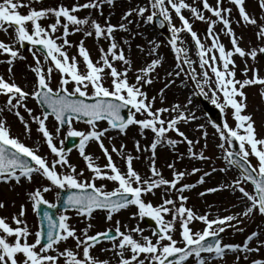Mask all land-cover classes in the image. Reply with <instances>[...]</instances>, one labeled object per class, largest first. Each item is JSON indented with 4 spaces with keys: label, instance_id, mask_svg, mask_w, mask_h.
<instances>
[{
    "label": "snow or ice",
    "instance_id": "1",
    "mask_svg": "<svg viewBox=\"0 0 264 264\" xmlns=\"http://www.w3.org/2000/svg\"><path fill=\"white\" fill-rule=\"evenodd\" d=\"M32 2L39 0H29V3H24L23 0H0V31L9 35V29L12 30L10 36L12 44L0 41V55L8 57L6 62L9 65V73L11 74L14 60L25 59L14 46L16 44L30 45L28 51L32 53L35 61V66L31 67V71L35 73L34 90L31 92L24 91L14 81L8 82L0 77V95L6 98L4 108H0V112L5 109L13 112L23 125L25 133L30 135V124L19 111L23 108L32 122L38 126L36 131L42 135L43 143L50 151L52 159L49 162L45 156L38 154V149L26 146L11 134L6 120L0 119V182L8 184L10 181H15L18 184L21 178L31 182L34 173L47 180L49 186L28 193L33 212H37L40 205H46L48 209L57 208V204L49 203L43 193L54 188L58 190L57 200L61 199V191L66 192L67 195L62 198L64 210L55 218L45 210L40 221L42 227L34 233L24 222L26 210L23 204L20 205L19 213L11 217L12 225L15 227L6 222L7 218L0 217V264H61V258L63 264H109V261L100 260L91 254V250L102 240L112 242L110 249H101V251H111L113 256L118 258L117 264H187L190 257L195 258L196 264H208L202 253L212 254L209 258L223 259L226 252L255 253L264 248V241L259 240L256 247L249 246V242L258 237L257 232L248 235L242 245L222 244L219 238L220 233L225 232L226 228H235L232 222L238 223L241 217H251L256 213L264 217V138H257L251 117L242 114L246 107L243 89L253 85L264 87V77L259 75L258 68L245 64L243 69L245 78L237 80L236 63L233 59L238 55L242 59L255 60L258 53L264 54V46L248 51L239 47L238 38L231 27L232 7H226L224 0H215L214 5L210 4L209 0H193V4L198 2L199 6L190 5L185 0H147L146 7L130 9L121 17L125 20L135 12L146 24L152 23L155 17L161 18L158 21L160 26L166 22L171 33L169 44L176 54L177 69L183 70L181 65V56H183V65L191 69L188 75L191 76L198 90L195 94L210 99V102L220 110L222 125H212L220 140L217 147L223 150L227 164L237 167L240 172L239 178L226 187L233 193L240 194L239 199L245 203V207L242 212L235 215L209 219V214L197 215L191 208L186 207L185 202L188 198L183 193L196 187L197 184H203L204 178L210 173H203L196 184H180L186 175H195L200 170L193 168L190 173L176 171L174 165L169 164L168 167L173 169L172 178L165 179L155 167L157 145L167 143L174 147L179 142L167 138L166 134L170 131L187 142L190 157L207 159L202 153L197 154L193 151V142L187 140L177 126L178 121L187 122L188 119L194 120L196 117L179 112L177 116L166 120L164 114L175 111L177 106H173L171 110L156 108V98L150 99L143 90L146 85L152 84L150 73L161 61L152 60L146 67L138 70L139 74L135 76V82L129 83L130 67L127 66L130 65V61L119 48L114 35L117 27L121 31H126L125 24L114 26L105 20L102 26L90 16L79 18L76 15L81 10L88 9L99 11L103 15L102 5L106 3L112 6L114 0H87L85 3H76L70 7L60 5L39 10L30 6ZM228 3L238 10L237 23L242 21L245 25L257 28L256 38L264 44V0H259L258 4L261 10L259 21L248 14L244 6L245 0H228ZM20 8L29 10L27 14H21ZM183 10H187L193 20L207 24L206 37L211 41L208 47L201 42L189 18L183 15ZM204 12L209 13L210 16L206 17ZM145 13L149 14L145 16ZM173 13L179 21V27L173 23ZM49 18H54L53 22L46 27L42 26L40 21ZM217 24H220L221 31L231 38L230 50L220 43L219 36L215 32ZM76 32H82L85 37L94 36L97 42L101 39L108 41L106 50L99 49L98 60L94 61L91 58L83 40L75 45L80 59L68 55L67 49L73 47L68 37ZM181 33L190 35L195 45L202 79H197L195 69L192 68L193 61L187 58V49L182 47L184 41L181 39ZM152 51L155 52V48ZM40 56L44 58L43 63ZM81 61L83 70L80 67ZM114 62H121L126 67L120 70ZM53 71L59 75L55 89L51 84ZM209 71L215 77L214 81L209 76ZM249 73H251L250 77ZM176 75H179V71ZM205 87L211 92L210 97L204 91ZM260 96L264 98V91L260 92ZM29 97L41 106L43 109L41 115L34 116L32 109L26 106ZM124 109L128 110L126 118L121 115ZM229 113L235 122V127L227 122ZM137 114L142 118L137 119ZM50 117L55 121L54 133L46 126V121ZM74 120H82L88 125L89 130L86 132L74 130L72 126ZM100 121H106L108 127L100 128L98 125ZM65 124L68 130L64 139L79 137L77 149L90 173L89 178H84L83 170L77 171L76 166L69 162L68 152L71 149L65 150L63 140L60 141V147L55 143V137L59 136L61 131L60 126ZM133 125L138 126L141 136H144L146 131L153 134L150 144L153 153L152 166L149 169L150 177L142 178L132 167L131 155H121L125 148L123 144L119 149L113 146L110 152L103 143V138L109 130L114 129L120 134H126V129ZM108 139L111 140V137ZM89 141L96 142L106 158L103 168L96 165L93 158L86 154L85 148ZM233 142L238 144L236 152L229 150ZM226 144L228 148H225ZM135 148L140 151L139 141L135 143ZM111 153L121 155L126 170L121 171L117 167ZM252 158L255 159V164L252 163ZM58 167L63 171H58ZM226 170L221 168L219 171ZM212 171L216 169L213 168ZM96 181H111L116 187L106 191L104 183L97 185ZM244 184L251 185V192L246 190ZM156 190H162L161 202L153 205L144 197L155 196ZM218 190V188H210L206 191ZM174 194H176L175 199L172 198ZM200 195L203 196L205 193L201 192ZM129 206H134L136 209L132 219L147 217L154 221L155 229L152 230L151 236L144 235L145 230L138 226L130 228L125 225L121 230L118 220L115 222L114 234L106 230L89 235L87 229H82V234L78 235L77 229L69 223L70 217L65 214L67 211H74L78 216L90 220L93 213L100 210L105 213L106 220L111 221L114 214ZM4 207L5 204L0 203V208ZM194 221L203 224L201 231H194L190 227ZM88 227L90 228L91 225L89 224ZM236 230L243 231V229ZM33 235L34 241L30 243L29 238ZM175 235L180 239L174 238ZM209 238H212L211 241ZM70 239L74 241L75 249L65 247L61 250V243H66ZM251 264H264V260L253 259Z\"/></svg>",
    "mask_w": 264,
    "mask_h": 264
},
{
    "label": "rangeland",
    "instance_id": "2",
    "mask_svg": "<svg viewBox=\"0 0 264 264\" xmlns=\"http://www.w3.org/2000/svg\"><path fill=\"white\" fill-rule=\"evenodd\" d=\"M24 3H29V0H23ZM87 0H39V2H32L31 7L34 9L41 8H55L60 5L65 7H70L76 3H85ZM186 3H189L193 6H199V3L193 4V0H185ZM210 4L215 3V0H209ZM226 7H232V23L231 27L236 37L238 38L239 47L245 51L264 46L256 38V32L258 31L252 25H245L242 21L237 23L239 20V13L234 6L228 3V0H224ZM259 0H245V7L249 15L255 17L258 21L261 17V10L258 6ZM147 0H114L112 6L107 5L106 3L102 5L103 15L96 10H81L76 13L79 18H84L90 16L92 19L97 20L102 26L105 24V20L110 22L114 26H118L121 23L125 24L126 31H121L117 27V31L114 33L116 42L119 45V48L123 50L125 57L130 61V71L128 72L129 83L135 82V76L139 74L138 70L146 67L154 59H159L161 63L150 73L152 78V84L146 85L143 90L148 94V97L151 99L155 97V107L156 108H168L172 109L173 106H177L175 111H170L164 114V118L171 119L179 114V112H184L186 116L192 114L196 119H188L185 121H178V128L180 132L184 133V136L187 137V140L193 142V151L197 154H203L207 159H194L188 154V147L186 141L182 137L177 136L175 132H168L166 134L168 139H175L179 141L174 147L164 143L162 145H157L155 149V167L160 171L165 179L172 178V171L168 167L169 164H173L176 171L191 172L193 168L199 169L200 171L195 175H186L180 184L190 183L196 184V181L199 179L203 173L208 172L210 175L204 178L203 184H197L196 187L186 190L183 194L188 199L185 202V206L194 210L197 215H203L205 213L209 214V219H214L217 217H223L226 215H235L236 213L242 212L245 203L239 199V193H233L228 187L233 180L239 178V174L227 164L224 156L223 150H221L217 145L220 143L219 136L216 134L215 129L212 125L209 124V121L205 117L204 112L201 110V105L195 94L198 90L196 89L195 84L192 81V78L188 73L191 69L183 65L184 57L181 56V65L183 70L180 71L177 69V59L176 54L173 53L171 45L169 42H166L165 39L159 35L151 26L150 23L146 24L144 19L137 16L135 12L127 19L122 20L121 17L125 12L130 9H136L137 7H146ZM28 8H20L19 12L21 14H27ZM203 11V9L201 8ZM150 11V10H149ZM149 13H145V16ZM173 15V23L179 27V21ZM183 15L189 18L192 23L194 31L197 32L202 43L205 44V47H208L211 43L206 37L207 24L205 22L193 20L191 14L187 10H183ZM204 15L210 16L209 13L204 12ZM54 18L41 20L40 23L42 26L46 27L47 24L53 22ZM128 21H131L129 23ZM30 31V24L28 25ZM222 26L217 24L215 26V32L219 36V41L222 43L226 49H231V38L227 36L224 32L221 31ZM71 31V26H70ZM145 33V34H144ZM59 34V33H58ZM146 34L148 36H146ZM12 30L9 29V35H5L3 31H0V39L5 43L12 44ZM181 39L184 41L182 47L187 49V58L193 61L192 68L195 69L197 74V79H202L200 76L201 68L199 66V57L196 54L195 45L191 40V37L187 33H181ZM147 37V39L145 38ZM69 41L73 44V47L68 48V55L78 56L77 48L75 45L79 44L83 40L84 47L88 50L91 55V58L95 61L99 59V49L104 48L105 50L108 47V41L101 39L97 42L94 36L85 37L82 32H76L68 37ZM20 52V54L25 58L23 60L16 59L13 61L11 67V74L9 73V65L6 62L8 57L6 55H0V77H3L8 82H15L16 84L22 86L26 92H31L34 90L35 84V73L31 71V67L35 66V61L33 60L32 53L28 51H23L21 45H14ZM181 46V45H178ZM155 48V52H153ZM38 55V54H37ZM218 55V53H217ZM39 56V55H38ZM41 63L44 62L42 56L39 57ZM236 63V79L243 80L245 76L243 75V69L245 64L249 67L255 66L259 69V75L264 77V61L260 58L258 53L255 60L251 58H241L238 55L233 57ZM115 66L123 70L124 65L121 62H114ZM81 70H83L82 61L80 63ZM47 68V65H45ZM179 71V75H176V72ZM172 73V75H169ZM58 73L53 71L52 73V87L55 89L56 84L58 83L59 76ZM209 76L212 77V80H215V77L212 76L209 71ZM251 76V73L248 74ZM171 82V83H170ZM170 85V87H177L178 91L174 94H163L161 93V86ZM214 86V85H213ZM204 91L208 93V96H211V92L208 91V87L204 88ZM246 96V111L245 114L248 116L254 117L252 120L254 122L255 128L259 131L258 136H263L264 134V104L261 101L260 92L264 91V87L260 85H253L243 89ZM202 98L204 102L208 104L210 99H206L203 95ZM6 98L0 95V108H4ZM191 100V103H189ZM211 103V102H210ZM26 106L32 109V114L34 116L41 115V110L37 106L35 100L29 97ZM21 115L26 121L29 122L31 133L26 134L23 125L20 120L13 114V112L7 111L5 109L3 112H0V119H4L7 122V126L11 129V134L18 139L24 141L26 145H29L33 149H38V153L43 156H48L50 151L45 148V143H43L42 135L39 134L36 129L37 125L32 122L31 117L23 108L19 109ZM137 119L142 118L137 114ZM228 123L230 126L235 127V122L232 121L231 117L228 118ZM100 128H105L106 124L104 122L98 123ZM46 126L50 132L54 133L55 130V121L53 118H49L46 121ZM72 126L76 131L86 132L89 130L88 125L80 123L78 121H73ZM68 127L64 131H60L59 136L55 137V142L60 145V141L64 140L66 136ZM261 132V133H260ZM205 133L207 135L205 136ZM111 137V140L108 139ZM153 139V134L150 131H146L144 136L140 135L138 126H129L126 129V134H120L118 131H108L106 136L103 138L104 145L111 152V148L115 146L117 149L120 148V145L123 144L125 148L121 155H131L133 157L132 167L141 175L142 178L150 177L151 173L149 171L152 166V151L150 150V144ZM139 141L140 151L138 152L135 148V143ZM61 146V145H60ZM227 147V144L225 145ZM86 154L90 155L94 163L103 168L104 166V155L100 149L97 148L94 141H89L85 148ZM114 157L115 163L121 171L126 170V165L124 160L121 159V155L117 153H111ZM77 157V158H75ZM138 157V158H137ZM182 157V158H181ZM50 162L52 156L49 157ZM69 162L76 166L77 171L83 170L84 178H89L90 173L87 170L86 164L82 157L79 155L78 149H75L74 152L68 154ZM215 168L216 171H212ZM221 168L227 169L225 172L219 171ZM58 171H63L59 169ZM97 185L104 183L105 190L111 191L116 185L111 181H96ZM178 184V187L180 186ZM44 186H49V182L45 180L39 174H33L31 182L27 179L21 178L20 183L15 181H10L8 184L0 182V203H4L5 207L0 208V217H5L6 222L12 225L11 217L19 213L20 205L25 206V217L24 222L31 232L38 230L37 220L35 217V212L32 211L31 201L28 197V193L36 189H42ZM246 190L251 192L252 188L247 184H244ZM210 188H218L216 192H208L205 195L201 196L200 193L204 192ZM58 190L54 189L47 193H43L44 198L49 201V203H56V192ZM161 193L162 190H156V195H146L144 199L151 202L153 205L159 204L161 202ZM178 194V193H177ZM174 194L172 196L175 199ZM179 204V201H177ZM136 212L134 207L122 209L119 213L113 215L111 221L106 220L105 213L98 211L93 213L91 219H86L84 217L78 216L74 211L65 212L66 215L70 217L69 223L77 229L78 235H81L82 229H87L89 235H93L98 232H102L107 229H115V222L118 220L120 222L121 230L124 229V226L128 227H140L144 229V235L151 236L152 229L149 227L143 219L137 218L132 219V214ZM60 212L58 213V215ZM165 219H170V217H165ZM235 225V228H226L225 232L222 233L223 238H221L222 244H237L242 245L245 238L250 235L252 232H257L259 235L257 238H254L249 242L250 247H256L258 240L264 241V218L261 217L258 213L251 217H241L240 221L232 222ZM91 225L89 228L88 225ZM202 223L199 221H194L190 227L194 231H201ZM178 229V224L176 225ZM236 229H243V231H237ZM135 235V234H134ZM177 240L179 236L175 235ZM34 241V235L29 238V242ZM182 246V245H181ZM73 248L75 249L74 241L71 239L66 243H61L60 249L63 248ZM112 247V242H103L95 246L91 250V254L94 257H97L100 260H107L109 264H117L118 258L113 256L111 251H101V249H110ZM212 255L205 257L208 260V264H251L253 259L264 260V248H261L259 252L255 253H243V252H226L223 259L209 258ZM247 256V259H245ZM239 257V260H237ZM61 264H63V258H61ZM187 264H196L195 258L190 259Z\"/></svg>",
    "mask_w": 264,
    "mask_h": 264
},
{
    "label": "bare ground",
    "instance_id": "3",
    "mask_svg": "<svg viewBox=\"0 0 264 264\" xmlns=\"http://www.w3.org/2000/svg\"><path fill=\"white\" fill-rule=\"evenodd\" d=\"M145 34V33H144ZM146 36H148L147 34H146ZM145 36V38L147 39V37ZM171 83V82H170ZM163 89V94H169V93H175L176 91H178V88L177 87H175V89L174 88H172V87H170V85H167V87H166V85L165 84H163L162 86H161V90ZM161 92V91H160Z\"/></svg>",
    "mask_w": 264,
    "mask_h": 264
},
{
    "label": "water",
    "instance_id": "4",
    "mask_svg": "<svg viewBox=\"0 0 264 264\" xmlns=\"http://www.w3.org/2000/svg\"><path fill=\"white\" fill-rule=\"evenodd\" d=\"M64 194H65V192H63V191L60 192L61 200H60V203H59V205L57 206V208H56V209H53L54 211L61 207L62 198L64 197ZM44 208H45V207L43 206V210H44ZM41 211H42V208L40 209V212H41Z\"/></svg>",
    "mask_w": 264,
    "mask_h": 264
}]
</instances>
